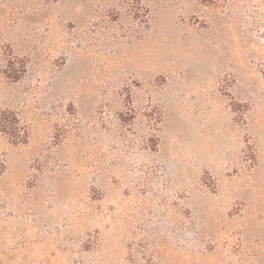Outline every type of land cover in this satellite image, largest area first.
Wrapping results in <instances>:
<instances>
[{
	"label": "rangeland",
	"instance_id": "374dc122",
	"mask_svg": "<svg viewBox=\"0 0 264 264\" xmlns=\"http://www.w3.org/2000/svg\"><path fill=\"white\" fill-rule=\"evenodd\" d=\"M8 3L0 264H264V0Z\"/></svg>",
	"mask_w": 264,
	"mask_h": 264
},
{
	"label": "trees",
	"instance_id": "16d2710c",
	"mask_svg": "<svg viewBox=\"0 0 264 264\" xmlns=\"http://www.w3.org/2000/svg\"><path fill=\"white\" fill-rule=\"evenodd\" d=\"M8 2L9 0H0V23L2 24L12 21L13 16L11 12L13 6L11 7V4L13 3L9 4ZM0 46V48H3L2 52H0V69H3V73L12 82H16L20 79V74L25 72V65L24 63L19 64L16 62L15 57L10 52V47L5 44H0ZM7 115H5V112L0 113V133L8 137L14 144L24 143L26 141V134L22 133L20 128L18 130V119L10 112Z\"/></svg>",
	"mask_w": 264,
	"mask_h": 264
}]
</instances>
